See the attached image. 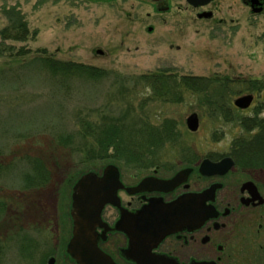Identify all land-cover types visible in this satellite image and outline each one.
<instances>
[{"label": "rangeland", "instance_id": "1", "mask_svg": "<svg viewBox=\"0 0 264 264\" xmlns=\"http://www.w3.org/2000/svg\"><path fill=\"white\" fill-rule=\"evenodd\" d=\"M134 4L0 0V32L11 26L8 12L13 9L28 28L25 40L0 37V264H47L52 256L67 263L63 252L75 182L110 163L126 167L111 159H89L91 138L62 142L65 135L76 136L81 119L99 124L130 112L131 118H148L153 124L175 120L181 135L160 151L159 165L126 167L142 174H168L187 157L219 159L240 141L253 143L255 136L244 131L241 119L253 118L256 111L264 119V89L248 91L250 85L264 84V14L242 11L235 23L218 26L177 8L158 16L149 6ZM43 59L110 75L90 80L59 69L53 76ZM163 73L178 82L182 77L220 82L208 84V94L183 92L180 103H165L133 80ZM248 96L250 109L235 105ZM193 114L196 132L187 126ZM253 152L240 151V163L227 179L254 178L264 192V169ZM36 161L48 171L43 181L35 180Z\"/></svg>", "mask_w": 264, "mask_h": 264}, {"label": "flooded vegetation", "instance_id": "2", "mask_svg": "<svg viewBox=\"0 0 264 264\" xmlns=\"http://www.w3.org/2000/svg\"><path fill=\"white\" fill-rule=\"evenodd\" d=\"M122 1L149 6L158 16L177 8L178 12L194 14L198 22L215 21L218 26L235 23L242 11L250 16L264 14V0ZM148 29L153 31L152 26ZM207 158L214 163L231 158L234 166L225 175L208 176L200 172ZM207 158L187 157L168 174L163 170V174L158 170L142 174L110 163L101 171L82 175L71 193L70 237L63 252L67 263H59L52 256L47 264H90L74 254L70 246L81 226L87 228L85 231L81 227L88 241L94 242L114 264H264V192L260 183L254 178L228 180L237 168L231 154ZM183 171H188L186 181L169 191L155 189L160 181H170ZM90 174L87 186L96 184L109 197L103 201L97 218L90 214L81 218L74 194L80 193ZM145 179L148 184L138 189ZM183 199L185 204H181ZM177 203L175 213H162L163 208L171 209ZM166 223L171 230H165Z\"/></svg>", "mask_w": 264, "mask_h": 264}, {"label": "trees", "instance_id": "3", "mask_svg": "<svg viewBox=\"0 0 264 264\" xmlns=\"http://www.w3.org/2000/svg\"><path fill=\"white\" fill-rule=\"evenodd\" d=\"M8 18L11 26L1 31L0 37L4 40H25L28 35V28L22 15L13 9L8 12ZM0 51L3 52L4 49ZM41 61L53 73V76L58 74L59 69H62L65 75L76 73L90 80H101L105 76L109 77L110 75L109 72L94 67L65 63L64 65L49 59ZM133 80L139 87L149 90L152 99L165 103H180L183 92L208 94V84L210 85L209 87H217V83L220 82L210 83V81L207 82V80L199 77H182L180 82H178L175 76L166 73L145 74L137 76ZM247 83L250 84L251 82ZM257 84L250 85L248 91L252 92L256 89L261 91L264 89L263 83L258 84L260 86ZM223 86H227L228 89L226 83H223ZM123 115L117 119L108 118L107 120V118H104L99 124L88 119H81L79 122L80 128L76 136L72 134L65 135L62 137V142L69 145L75 137L91 138L94 147L89 151V159H111L123 163L126 167L135 169H149L159 165L160 151L177 142L181 135L177 129V122L165 118L160 123L153 124L148 118L139 116L131 118L130 112H126V115ZM241 121L244 131L250 133L251 137L252 135L255 137L252 138V144H246V139L236 143L233 146L231 156L235 158L237 163H240V151L254 149L251 155L256 158L258 167L264 169V119L260 118L259 113L256 111L253 118L244 117ZM242 161L244 163L247 162L245 159ZM47 172L43 164L35 162V175H37L35 180L41 179L43 181Z\"/></svg>", "mask_w": 264, "mask_h": 264}, {"label": "water", "instance_id": "4", "mask_svg": "<svg viewBox=\"0 0 264 264\" xmlns=\"http://www.w3.org/2000/svg\"><path fill=\"white\" fill-rule=\"evenodd\" d=\"M255 12H260L259 9H256ZM252 102V96L244 97L235 102V105L241 109H246L250 106ZM187 126L190 131L196 132L199 127L198 119L195 114L191 115L187 119ZM234 166V162L231 158H224L222 161L218 163H214L210 160H205L201 167L200 172L208 175V176H214V175H225L230 169H232ZM91 174L87 176L86 179H84V184L82 185V190L79 194H74V201L78 202L80 205V211L79 216L81 218H84L87 214H90L91 218H97L102 207H103V201L109 197L106 193L101 191V189H97V185H93L92 187L87 186V182L85 181L87 179H91ZM188 178V171L180 172L174 179L170 181H160L159 186H157L158 191H169L172 190L174 187L179 185L180 183L186 181ZM149 180L145 179L138 189H142V187L145 184H148ZM143 190V189H142ZM86 202V203H85ZM187 201L186 199L181 200V204H185ZM177 205L179 203L175 204L173 208H163L162 213L164 214H173L176 212ZM90 207V210H87V208ZM86 208V209H85ZM191 213V212H189ZM192 214V213H191ZM167 222V221H166ZM87 231V228L85 226H81ZM80 227L78 232H75V236L73 241L71 242L70 246H72V249H74V254H78L83 260L90 262V264H114L112 259L107 256L105 253H103L94 242L88 241V238L85 236V231ZM161 227V226H160ZM159 227V228H160ZM165 230H171V228L166 223V229ZM159 231V229L157 230ZM169 233V231H167ZM165 232L164 234H166ZM88 243L86 246L84 244Z\"/></svg>", "mask_w": 264, "mask_h": 264}]
</instances>
